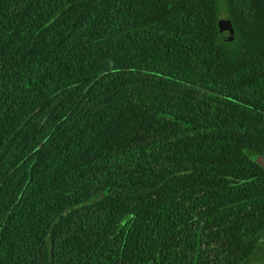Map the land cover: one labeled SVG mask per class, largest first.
<instances>
[{
	"label": "trees",
	"instance_id": "trees-1",
	"mask_svg": "<svg viewBox=\"0 0 264 264\" xmlns=\"http://www.w3.org/2000/svg\"><path fill=\"white\" fill-rule=\"evenodd\" d=\"M253 153L264 0H0V264H264Z\"/></svg>",
	"mask_w": 264,
	"mask_h": 264
},
{
	"label": "rangeland",
	"instance_id": "rangeland-1",
	"mask_svg": "<svg viewBox=\"0 0 264 264\" xmlns=\"http://www.w3.org/2000/svg\"><path fill=\"white\" fill-rule=\"evenodd\" d=\"M249 159H251L254 163H256L258 166H260L263 170H264V157L257 155L255 153L253 154H248ZM262 257V254L260 252H258L255 255V259L257 260L254 261L253 264H259V259Z\"/></svg>",
	"mask_w": 264,
	"mask_h": 264
},
{
	"label": "water",
	"instance_id": "water-1",
	"mask_svg": "<svg viewBox=\"0 0 264 264\" xmlns=\"http://www.w3.org/2000/svg\"><path fill=\"white\" fill-rule=\"evenodd\" d=\"M217 30L221 35L232 34V26L228 20H218Z\"/></svg>",
	"mask_w": 264,
	"mask_h": 264
}]
</instances>
